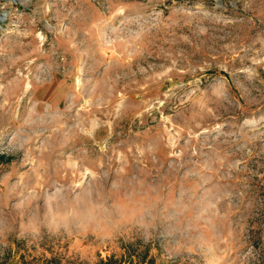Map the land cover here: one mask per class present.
<instances>
[{
  "label": "rangeland",
  "instance_id": "rangeland-1",
  "mask_svg": "<svg viewBox=\"0 0 264 264\" xmlns=\"http://www.w3.org/2000/svg\"><path fill=\"white\" fill-rule=\"evenodd\" d=\"M0 264H264V0H0Z\"/></svg>",
  "mask_w": 264,
  "mask_h": 264
}]
</instances>
